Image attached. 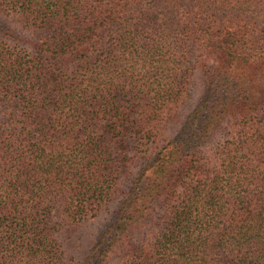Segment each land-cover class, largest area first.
<instances>
[{
	"label": "trees",
	"instance_id": "obj_1",
	"mask_svg": "<svg viewBox=\"0 0 264 264\" xmlns=\"http://www.w3.org/2000/svg\"><path fill=\"white\" fill-rule=\"evenodd\" d=\"M93 262L264 264V0H0V264Z\"/></svg>",
	"mask_w": 264,
	"mask_h": 264
},
{
	"label": "rangeland",
	"instance_id": "obj_2",
	"mask_svg": "<svg viewBox=\"0 0 264 264\" xmlns=\"http://www.w3.org/2000/svg\"><path fill=\"white\" fill-rule=\"evenodd\" d=\"M201 79L195 77L192 88V95L188 102H186L182 108V112L185 114L189 111L191 106H193L197 97L199 96V91L202 87ZM109 216L107 214H102L96 219L82 223L77 228V234L79 237V246L75 248L74 255L76 258H81L89 253V250L96 244L97 240L100 238L104 226L108 223ZM93 264H96L93 262Z\"/></svg>",
	"mask_w": 264,
	"mask_h": 264
}]
</instances>
